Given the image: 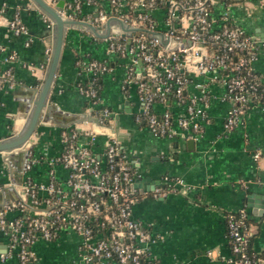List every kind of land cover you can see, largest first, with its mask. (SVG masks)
Segmentation results:
<instances>
[{
	"label": "crops",
	"instance_id": "crops-1",
	"mask_svg": "<svg viewBox=\"0 0 264 264\" xmlns=\"http://www.w3.org/2000/svg\"><path fill=\"white\" fill-rule=\"evenodd\" d=\"M42 1L52 12L36 0H0V71L10 67L15 78L12 88H0V143L21 135L32 117L56 43L57 21L52 13L71 22L64 27L47 99L26 141L36 162L24 171L25 153L7 157L9 150L0 151V211L8 201L20 197L26 177L47 181V160L62 150L61 131L74 128L80 143L90 144L102 164L103 148L111 136L133 164L136 173L131 186L139 199L132 215L154 238L149 244V259L155 264H226L232 256L226 215L241 208L246 210L254 233L250 246L264 262V109L250 105L238 125L226 131L224 121L231 102L225 97L223 84L212 79V74L191 72L185 93L195 99L200 111V135L193 139L186 131L171 138L155 137L143 123L135 122L142 105L135 86L125 83L127 60L109 54L95 34L89 23L95 16L94 9L83 6L77 15L65 18L56 7L61 0ZM63 1L64 8L68 0ZM101 6L108 10L106 2ZM210 8L215 28L228 21L264 40V0H212ZM14 11L19 13L27 35L15 36L9 30ZM109 26L104 27L107 30ZM7 55L13 58L4 62ZM92 59L105 61L110 67L99 78V102L93 110L77 89L90 78L82 63ZM252 65L255 72L264 73V51ZM104 107L111 111L106 126L94 121L97 111ZM164 110L177 118L184 114L185 105L174 100L152 105L155 113ZM116 127L118 131L114 132ZM91 133L96 135L95 141L88 139ZM54 172L57 182L66 178L62 166L56 165ZM177 177L191 189L166 197L150 195L153 187H163L168 179ZM80 242L81 237L68 230L56 232L49 241L39 238L30 247L31 264H83ZM7 251L8 239L0 229V264H17L16 256L6 255Z\"/></svg>",
	"mask_w": 264,
	"mask_h": 264
},
{
	"label": "built area",
	"instance_id": "built-area-1",
	"mask_svg": "<svg viewBox=\"0 0 264 264\" xmlns=\"http://www.w3.org/2000/svg\"><path fill=\"white\" fill-rule=\"evenodd\" d=\"M108 5L106 11L101 2ZM212 0H68L61 15H77L83 6L94 9L95 34L106 45L109 54L127 60L125 83L136 88L142 111L134 117L155 137H175L189 131L197 138L202 130L197 120L200 111L195 99L185 93L191 72L212 74L224 86L231 102L224 121L226 131L236 127L250 105L264 109V73L253 69L264 40L248 35L223 21L214 27ZM105 24L109 28L105 29ZM15 35H27V28L17 11L8 22ZM2 50V48H1ZM51 48L46 50L47 56ZM12 55L4 57L9 62ZM48 58V57H47ZM90 78L77 89L90 102L93 110L99 102V78L109 71L102 60L82 63ZM15 78L10 67L0 71V88H12ZM176 101L185 105L182 116L174 118L170 111H152L156 102ZM111 111H97V123L106 126ZM187 135V136H188ZM95 141L96 135L88 136ZM62 150L47 161V181L35 182L26 177L21 183L20 197L8 201L0 211V229L8 239L6 255L14 254L17 264H31L30 247L37 239L51 240L58 231H73L81 237L78 247L83 264H155L149 259V244L154 238L133 218L132 207L139 197L131 183L136 170L124 155L119 142L111 136L102 157L90 144L79 141L74 128L61 131ZM26 154L24 171L36 162L32 146L27 142L6 152L9 157ZM259 156L257 152L254 155ZM60 165L66 178L57 182L54 167ZM191 189L180 177L155 186L150 195L166 197ZM14 213L7 216V213ZM226 229L232 256L226 264H264L252 250L254 235L246 210L226 215Z\"/></svg>",
	"mask_w": 264,
	"mask_h": 264
},
{
	"label": "water",
	"instance_id": "water-1",
	"mask_svg": "<svg viewBox=\"0 0 264 264\" xmlns=\"http://www.w3.org/2000/svg\"><path fill=\"white\" fill-rule=\"evenodd\" d=\"M36 1H38L40 3V5L45 10L52 12L51 9L49 8V6L47 4H45L42 0H36ZM63 4H64L63 0L59 1V3L57 4L56 7H57V10L59 12L63 10ZM52 14H53L55 20L57 21L56 43H55L54 51L52 54L50 66L48 68V72L46 75V79L44 81V84L42 86V89L40 91L38 99L36 101L34 112H33L32 117L28 123V126L24 130V132L21 135H19L18 137L14 138L10 141L0 143V151L18 148L23 143L28 141V139H29L30 135L32 134L34 127L38 121L41 108L43 107V105L47 99L48 91H49L50 85L52 83V79H53V76L55 73L56 65L58 62L59 54H60V49H61V45H62V41H63V35H64V27H67L71 24V22H69L65 19H62V17L57 12L52 13ZM94 121L97 122V119H94ZM117 131H118V128L116 127L114 132H117ZM189 143H192V140H189ZM249 196L251 197L252 195L250 194Z\"/></svg>",
	"mask_w": 264,
	"mask_h": 264
},
{
	"label": "trees",
	"instance_id": "trees-1",
	"mask_svg": "<svg viewBox=\"0 0 264 264\" xmlns=\"http://www.w3.org/2000/svg\"><path fill=\"white\" fill-rule=\"evenodd\" d=\"M99 83V82H98Z\"/></svg>",
	"mask_w": 264,
	"mask_h": 264
}]
</instances>
